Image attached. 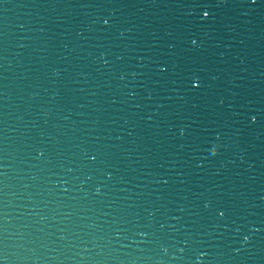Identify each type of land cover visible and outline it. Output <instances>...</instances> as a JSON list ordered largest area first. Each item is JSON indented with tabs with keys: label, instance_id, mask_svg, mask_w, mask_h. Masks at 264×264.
Instances as JSON below:
<instances>
[{
	"label": "water",
	"instance_id": "water-1",
	"mask_svg": "<svg viewBox=\"0 0 264 264\" xmlns=\"http://www.w3.org/2000/svg\"><path fill=\"white\" fill-rule=\"evenodd\" d=\"M0 258L264 264V0H0Z\"/></svg>",
	"mask_w": 264,
	"mask_h": 264
},
{
	"label": "snow or ice",
	"instance_id": "snow-or-ice-1",
	"mask_svg": "<svg viewBox=\"0 0 264 264\" xmlns=\"http://www.w3.org/2000/svg\"><path fill=\"white\" fill-rule=\"evenodd\" d=\"M192 7L197 9V10L194 13H190V14H195V15L199 16L201 20H205L206 18H208L211 15L210 10L207 7L203 6L202 4L193 3ZM102 23H103V25L107 26L109 24V20L103 19ZM191 44L194 46L197 45V40L194 38L191 39ZM188 83H189V86L191 87V89H193V90H198L200 87L203 86L198 77L190 78ZM258 116H259V113H257V114L249 113L247 118L250 122L255 123L258 120ZM40 154L43 155L42 152ZM90 158L92 161H95L97 159V157L95 155H92ZM97 191H99V190L97 189ZM205 207L207 208L208 205L205 204ZM216 213L219 217H224L226 215V209H224L222 207L217 208ZM244 239L248 240V236H245ZM201 255H204V253H201ZM3 261H4V259L0 258V264H3Z\"/></svg>",
	"mask_w": 264,
	"mask_h": 264
},
{
	"label": "clouds",
	"instance_id": "clouds-1",
	"mask_svg": "<svg viewBox=\"0 0 264 264\" xmlns=\"http://www.w3.org/2000/svg\"><path fill=\"white\" fill-rule=\"evenodd\" d=\"M218 150H219L218 148H215V147H214V148L212 149V155H215V154L218 152ZM3 264H6V261H5V260L3 261Z\"/></svg>",
	"mask_w": 264,
	"mask_h": 264
}]
</instances>
